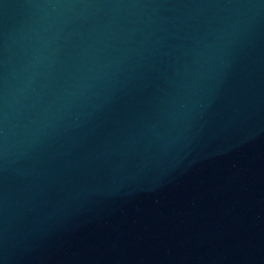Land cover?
Wrapping results in <instances>:
<instances>
[{
    "label": "water",
    "instance_id": "obj_1",
    "mask_svg": "<svg viewBox=\"0 0 264 264\" xmlns=\"http://www.w3.org/2000/svg\"><path fill=\"white\" fill-rule=\"evenodd\" d=\"M0 264H264V0H0Z\"/></svg>",
    "mask_w": 264,
    "mask_h": 264
}]
</instances>
